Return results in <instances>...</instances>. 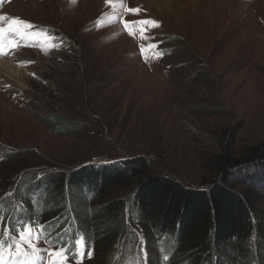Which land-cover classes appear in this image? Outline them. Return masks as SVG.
<instances>
[{
  "label": "rangeland",
  "instance_id": "1",
  "mask_svg": "<svg viewBox=\"0 0 264 264\" xmlns=\"http://www.w3.org/2000/svg\"><path fill=\"white\" fill-rule=\"evenodd\" d=\"M126 6L141 11H124L123 20L160 23L148 34L162 58L145 61L139 31L131 36L122 23L97 27L113 12L105 0H0V16L8 18L0 26L16 18L56 38L45 52L43 37L17 33L9 43L18 46L0 55L21 71L10 79L0 69V145L11 151L7 158L0 149V199L13 196L16 183L26 186L32 172L140 155L152 171L189 186L224 178L264 195V0ZM254 147L259 153L247 156ZM223 156L248 161L233 169ZM133 186H111L90 203L127 196ZM39 247L49 245L42 239ZM81 264L97 263L85 257Z\"/></svg>",
  "mask_w": 264,
  "mask_h": 264
},
{
  "label": "trees",
  "instance_id": "2",
  "mask_svg": "<svg viewBox=\"0 0 264 264\" xmlns=\"http://www.w3.org/2000/svg\"><path fill=\"white\" fill-rule=\"evenodd\" d=\"M63 125L70 130L67 122ZM0 149L11 157L10 149ZM258 150L251 148L246 155ZM222 160L233 169L248 161ZM44 172H32L26 186L16 183L14 195L2 197L0 206L11 217L44 225L46 238L54 244L82 235L85 257L91 250L93 263L135 264L142 240L144 264H264V195L250 183L246 187L223 178L204 187L189 186L169 173L152 171L143 155ZM115 185L134 186L127 196L115 195L92 206L91 201ZM18 197L25 202L21 207L14 202ZM40 217L49 220L41 222Z\"/></svg>",
  "mask_w": 264,
  "mask_h": 264
},
{
  "label": "snow or ice",
  "instance_id": "3",
  "mask_svg": "<svg viewBox=\"0 0 264 264\" xmlns=\"http://www.w3.org/2000/svg\"><path fill=\"white\" fill-rule=\"evenodd\" d=\"M75 3V0H73ZM106 5L113 10L112 15L108 16L107 20H98L97 27H104L113 23H122L128 34L135 36L139 31L140 52L145 61L150 59H160L166 53L159 49L157 43L152 42L154 37L149 35L152 28L160 27V23L154 19H139V20H123L121 13L126 11L133 15H139L141 9L139 7L128 8L126 0H105ZM8 19L5 16H0V22ZM20 34V39L29 36L43 37L42 50L50 51L55 44L56 39L44 30H36V26L13 18L6 27L0 26V55H8L10 47H16V44H10L9 41ZM7 34V35H6ZM8 195H11L10 193ZM17 211H21L17 209ZM6 210L0 206V264H68L69 257L76 261V264H81L85 258L86 241L84 237L77 234L75 240L69 241L64 245L54 244L53 241L46 238V227L37 225L35 220H23L18 217H8V222L5 223ZM43 239L49 247L41 248L39 243ZM140 259L135 264H144L146 252L143 247V241L137 246ZM91 250L87 253V258H91ZM167 260V255L163 256Z\"/></svg>",
  "mask_w": 264,
  "mask_h": 264
},
{
  "label": "bare ground",
  "instance_id": "4",
  "mask_svg": "<svg viewBox=\"0 0 264 264\" xmlns=\"http://www.w3.org/2000/svg\"><path fill=\"white\" fill-rule=\"evenodd\" d=\"M147 1L150 2V5L151 4L153 5L155 2L162 0H147ZM163 1L167 2L168 0H163ZM110 15L112 14L110 13ZM0 69L5 72V73L3 72L4 74L3 73L2 74L3 76H7V78L17 79L18 77L21 76V71L14 68V65L12 66V64L9 62L8 59L1 58V56H0Z\"/></svg>",
  "mask_w": 264,
  "mask_h": 264
}]
</instances>
